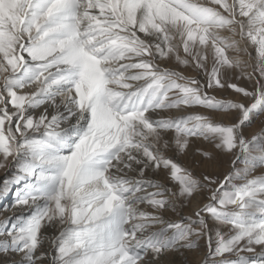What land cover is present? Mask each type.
I'll list each match as a JSON object with an SVG mask.
<instances>
[{
	"label": "snow or ice",
	"instance_id": "6c2138e0",
	"mask_svg": "<svg viewBox=\"0 0 264 264\" xmlns=\"http://www.w3.org/2000/svg\"><path fill=\"white\" fill-rule=\"evenodd\" d=\"M0 170V264H264V0H0Z\"/></svg>",
	"mask_w": 264,
	"mask_h": 264
},
{
	"label": "rangeland",
	"instance_id": "374dc122",
	"mask_svg": "<svg viewBox=\"0 0 264 264\" xmlns=\"http://www.w3.org/2000/svg\"><path fill=\"white\" fill-rule=\"evenodd\" d=\"M258 123H259V122H258ZM253 131H255V130H253ZM226 169H227V165H225V170H226ZM3 175H4L3 171L0 170V179L3 178ZM9 200H10V198H9ZM5 203H6V201H4V200H0V206H3ZM11 214H12L11 212L0 213V219H3L5 216L11 215ZM178 259L183 260L184 257H179Z\"/></svg>",
	"mask_w": 264,
	"mask_h": 264
},
{
	"label": "bare ground",
	"instance_id": "6f19581e",
	"mask_svg": "<svg viewBox=\"0 0 264 264\" xmlns=\"http://www.w3.org/2000/svg\"><path fill=\"white\" fill-rule=\"evenodd\" d=\"M253 130H255V129H253Z\"/></svg>",
	"mask_w": 264,
	"mask_h": 264
}]
</instances>
